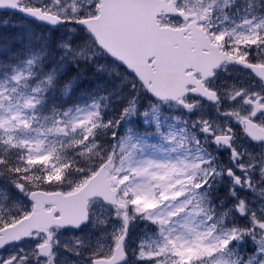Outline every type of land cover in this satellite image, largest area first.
<instances>
[{
	"label": "snow or ice",
	"instance_id": "1",
	"mask_svg": "<svg viewBox=\"0 0 264 264\" xmlns=\"http://www.w3.org/2000/svg\"><path fill=\"white\" fill-rule=\"evenodd\" d=\"M56 2L59 4V0H56ZM18 10L24 12L25 15L35 17L36 19L52 25L70 22L75 23L82 30L87 28V25L84 23L86 13L81 6L75 3L71 6L70 13L62 10L61 14H57L51 11L26 9L23 7H20ZM257 27H259V25H257ZM214 36L215 39H222L223 41L228 39L231 33H217L214 34ZM240 39L247 40L250 44L256 46V59H249L251 53H245L237 58L232 56L230 52L221 49L211 57L210 68L203 73V76L205 79L215 76V70L224 63L225 60L235 61L250 69L255 77L259 79L262 90H264V59L260 57V53L264 52V36H262L260 32L246 33L241 34ZM81 54L82 53H76L77 56ZM33 63V59L27 61L28 65ZM130 74L133 76L135 75V73ZM24 75L25 74L22 72H17L11 77V80L19 83ZM27 75H31V72H28ZM45 80L49 85L52 83L51 76L45 77ZM197 83L199 84L200 82L197 81ZM40 90L39 87L33 89L34 92H39ZM198 90L199 89H197V91ZM13 91H15V88ZM204 95L213 102H218L220 100L218 90L215 89H205ZM5 99L11 101V97L5 96L3 92H0V101ZM229 99L233 103L239 101L244 104L248 110L247 112L241 113L237 108L234 111L228 112L227 115L233 116L234 119L238 121L240 129L248 135L252 141L264 147V95L245 88H239ZM180 103L182 107H185L189 111H193L198 101L190 103L180 101ZM0 107H3L2 103H0ZM11 107L13 106H10L8 109L9 111ZM30 107H34L33 98L25 97L24 104L18 107L11 117L5 118L0 116V143L10 144L12 147L31 146L30 141L21 140L17 143L12 136L7 135L10 131L20 126H30L28 121H24L20 118L23 109ZM128 113L129 108L124 107L123 114L126 115ZM65 115H67V113H65ZM86 115L90 120L94 119V114L87 113ZM95 115H98V113ZM144 115H147V113H144ZM13 119L17 121L15 125L11 124V120ZM203 123L206 125L203 131L211 132V125L207 124V122ZM249 124L256 125L257 127H249ZM93 127H95V124H93ZM57 130L63 131L62 128ZM157 131H159V123H157ZM227 131L231 132L232 128H229ZM5 136H7V139H5ZM113 138H115V134H113ZM131 139L132 137L130 136L121 137L120 139V149L125 153V155L120 158V165L115 164V153L106 155L94 168L78 169V171L83 174L82 178L73 184L67 191H54L46 187L48 185L60 184L63 182L60 177L53 176L52 170H47L46 174H41L39 176L28 174L31 171L30 166L34 159L31 152L27 157L23 155L19 157V159H26L27 161L26 166L23 167L20 165H13L5 156H0V166H4L10 174L15 176L11 181V185L27 196L28 200L31 201L26 210L20 212L18 215L10 216L6 220L0 218V264H29V260L33 258L38 261V264H53V257L56 253L53 251V244L51 241L57 234L53 229H79L91 222L90 201L96 196L111 207L115 214V218L120 221L121 226L119 234L113 236V247L110 253L103 256V258H101L102 254L96 253V258L92 259L90 264H126L128 258L127 241L132 223L136 220L137 214H140L144 219L151 221L153 224L159 225V234L163 241L162 243H157L155 249L149 247L147 251H145L143 244H141L136 256L140 264H169L171 258L168 256V253L170 252L173 255L181 257L179 260L171 261V264H193L191 259L185 260L181 255V250L178 245L180 237H176L175 239L172 238V229L167 228V225L170 223L171 217L177 215L179 211L184 210V208L191 204L192 197L189 193L205 192L206 186L209 185V177L207 175L198 177L196 172L192 171V175L189 177V185H181L179 188L174 184L171 186L175 193V196L172 198L179 199L184 208H177L167 212L166 215H161L162 205L160 200L157 199L156 206L153 209H141L136 204V198L140 195L151 196L152 191L148 183L144 181L137 182V178L150 168L154 162L152 160L134 162L132 160V153L127 151ZM232 139V136L227 134L215 135V140L217 142L223 141L224 144L229 146L235 158L239 153L233 146ZM77 143L80 144L81 147L87 149V145L83 140ZM40 144H42V142H37V146ZM92 147H95V144H93ZM133 147H135V145H133ZM7 151L8 150L5 149V153H7ZM48 155L51 156L52 153L50 152ZM69 166L70 165L67 164L63 165V167L59 169L61 174H63L64 169ZM237 166L240 169H245L246 167L244 163L239 162ZM158 167H164L165 172L163 174L167 175L169 171L187 173L189 170L199 169L200 164L193 162L181 169H175V167L168 169L167 166L164 165H158ZM247 168L251 169L253 172L259 169L261 173H264V157L260 160H256L255 157H253L248 162ZM213 171L215 170L213 169ZM227 172L228 176L233 179L235 184L241 183L242 176L235 174L231 167L228 168ZM244 182L247 183L249 187L254 188L251 174H248V179ZM26 188L28 191H25ZM232 195L235 196L236 192L232 191ZM5 198H7V195ZM169 198L167 190L162 192L160 199L167 201ZM154 199L156 198L154 197ZM46 204L49 206L45 207ZM196 207L199 208V205H196ZM235 208L242 218L248 215L246 202L244 200H240L235 205ZM199 210L201 212L204 211L203 208ZM205 215L208 222L214 221L215 217L213 215H208L207 213H205ZM251 224V228L244 227L238 229L233 227L223 230L221 236H214L213 233L215 232L216 224L211 223L207 232H197L196 234L195 244L206 250L199 252L195 259L200 261L201 264H253L254 261L256 264H264V240L256 241L257 248L249 258L245 259L239 257L238 259H230L236 252L233 245L237 244L239 240L244 239L245 236H251L252 239L255 240V233L257 231L264 233V218L258 217L255 212L251 213ZM41 233L44 235L42 236ZM23 241H27L32 245L30 255L26 254L23 247H20L16 252L9 250L13 245ZM208 241L211 242L209 243ZM183 243L187 245V242ZM226 253L227 255H225ZM76 254L80 255L79 251H77Z\"/></svg>",
	"mask_w": 264,
	"mask_h": 264
},
{
	"label": "rangeland",
	"instance_id": "2",
	"mask_svg": "<svg viewBox=\"0 0 264 264\" xmlns=\"http://www.w3.org/2000/svg\"><path fill=\"white\" fill-rule=\"evenodd\" d=\"M73 3L81 6L83 8V11L87 12V10L90 11L89 5L92 6L95 1L59 0V4H57L56 0H23V4L26 6L33 8L38 7L44 11H51L57 14H61L62 10L70 13ZM71 24L72 23L69 22V26L65 27L64 31H69L70 28H73V25ZM221 30V34H223L224 32L231 33V36L229 38H232V40L237 44L245 41L240 39V35L245 34L243 32H238L236 30H233V28L229 29L230 31H225L223 30V28ZM255 32L256 31H254L253 33ZM79 53H83V51ZM34 64L35 61L31 65H28L26 62L24 65L16 68L13 74H11L10 76H7V74L4 73L3 77L0 78V92H3L5 96L11 97V101L7 99L0 101V103L3 104V107H0V116H3L5 118L11 117L13 113L16 112L17 108L21 107L24 104L25 97L33 98L34 107L23 109L22 115L20 117L22 120L28 121L30 126H20L15 130L10 131L7 135L12 136L14 141L17 143L21 140L30 141L31 146L24 148L27 149L26 157L30 152L33 154L34 159L31 165L33 166L35 164V167L38 168L41 173H45L47 170H52L53 174H58L59 176L61 173L59 169L63 167V165L75 163L59 162L58 159L53 158V155H55V151L59 146L75 147L77 143L76 141H74V139L70 138L69 134L72 132L74 133L76 130L78 132L79 130L82 131L83 127H85L83 134L86 132L89 133L93 127H87H89L90 124L93 125L96 122L97 117L94 116V119L90 120L86 115L87 113H92L95 115V111H93V107H90V105L80 110L65 112L63 111L61 117H58L56 115H51V117H44L43 115H40V97L38 95L39 92H34L33 89L36 87H40L41 84L38 83L37 85H34L31 81H34V79H36L37 77H39L38 80L43 79L45 76H38L41 74V72L40 70L35 71ZM17 72H22L25 74L19 83L11 80V77ZM28 72H31V75H27ZM14 88L15 91H13ZM133 90L136 93L135 100L133 101V106H135L138 103V99L142 98V95L139 94L141 93L142 87H136ZM235 91L236 90H233V92L230 91L223 94L224 98L229 99V97L232 96ZM235 103H233L232 101L230 103L226 102V104L222 107L221 113L223 117L220 118L222 127L228 126L227 123L230 122V120H234V117L227 115V113L238 108ZM91 105L95 106V104ZM165 105L166 104H150L149 106L151 107V109L147 111L144 110L142 113L144 123L148 126H152L153 132L149 131L145 135H141V133L139 132H132L129 128H126L125 134L122 136L132 137V139L129 141L127 151L132 153V160L134 162H143L147 160H152L154 162L150 168H148L137 178V182L144 181L151 186L152 195L138 196L136 198V204L141 209H153L156 206L157 199H159L162 205L161 215H166L167 212L177 208H184L182 202L179 199L172 198L175 196V193L172 190L171 186L174 184L177 188H179L181 185H189V177L192 175V173H190V170L189 173L169 171L167 175H164L163 173L165 172V168L158 167V165L167 166L168 169H172L173 167H175V169H181L187 166H184V163H192L191 159H199L200 172H197L196 175L198 176L201 174L203 176L207 175L209 177L212 173V168H210V172H208L209 169L201 168L202 163L208 164L210 162L208 160L206 152L203 149L200 150V145H196L198 152H192L193 146H188L189 142L187 136L185 135L186 126L181 123L182 119L180 118V116L178 115L175 118L172 116H164L162 110ZM10 106L13 107H11V110L9 111L8 109L10 108ZM167 107L171 108V105H167ZM215 108L217 110L219 109V107ZM173 109L176 110L175 107H173ZM187 111L188 109L185 108L184 112L186 113V117L188 115ZM205 111L211 112L213 111V109L212 107L210 108L207 106L205 107ZM134 112L135 110L133 111L132 109L131 113ZM65 113H67V115H65ZM144 113H147V115H144ZM170 114L174 115V113ZM217 119L218 116H215L212 119L209 118L208 124L214 125V129L216 131L215 132L212 129L214 133L223 135L225 134V131H223L218 126ZM200 120L202 122L201 126L203 130V128L205 127V124L203 122H206L207 118L203 116L200 117ZM16 123L17 121L15 119L11 120V124L15 125ZM157 123H159V131H157ZM61 128L63 129L62 132L57 130ZM5 139H7V136H5ZM37 142H42V144L37 146ZM3 144L5 145V143ZM133 145H135V147H133ZM182 145L186 149H183ZM8 146L12 147L10 144H8ZM118 146L117 159L119 158V161L117 165H120V158L124 156L125 153L120 149V141L118 143ZM234 147L237 149L239 155L234 158L229 148V153H231L230 165L235 174L242 176V180L240 184H235L233 182V179L228 176L231 179L230 182H228V190L229 193H231L230 197L232 198V201H234L233 207H226L225 212H211V202H209V200H207V197L205 196V193L208 192L207 190H209L210 187L206 186L204 193H189V195L192 197L191 204L184 208V210L179 211L177 215L171 217L170 223L167 225V228L172 229V238L175 239L176 237H180L178 245L181 250V255L185 258V260L191 259L193 261V264H201V262L197 261L195 257L199 252H203L206 250L195 244L197 232L205 233L208 231L211 223H215L216 229L213 235L221 236L223 230L233 228V226H230V224L225 229L221 228V224L223 223L222 221L226 220L228 215H234L233 220L236 221L234 227L238 229L242 228V223L246 224L245 226L249 228L252 227V212H255L258 217L264 218V173H261L259 169H256L253 172L251 169L247 168L248 162L253 157H255L256 160H260L262 157H264V152L260 156V148L253 147L252 144ZM81 151L82 157L86 159L89 153H93L94 148L92 146H88L87 149H82ZM184 151H187L188 153H185ZM50 152L52 153L51 156L48 155V153ZM56 152L57 154L55 157L57 158L60 155V152ZM241 158H245L247 159V161L244 162V160H241ZM184 160L188 161L184 162ZM25 162L27 163L26 159ZM238 162L244 163L246 165L245 169H240L237 166ZM216 173L217 175L222 174L223 170L217 171ZM63 174L69 176L66 171H64ZM248 174H251L254 188L249 187L248 184L244 182L246 179H248ZM223 181L224 179L222 178V182ZM165 190H167V195L170 197L169 199H167V201L160 199L162 192H164ZM232 191L236 192L235 196L232 195ZM154 197L156 199H154ZM240 200H244L247 206L248 215L244 216L243 218L235 208V205ZM196 205H199V208H197ZM7 208L8 206L5 204V202H2L0 204V218L8 212ZM200 208H203L204 211L201 212L199 210ZM103 212H105V210ZM205 213H207L208 215H213L215 217L214 221L208 222L206 220ZM94 216L98 221L101 219L99 212H97V216L96 214ZM137 218L142 228V231L137 238L138 245L136 243L137 246H135L130 239V247L135 251L136 256L139 252L141 244H143L145 251H147L149 247L155 249L157 243L163 242L162 237L159 234V230H152L148 228L147 225L154 226L151 221L144 219L140 214H137ZM113 222L110 224L105 223L104 221V227L101 229L98 228V225L94 224L93 227L95 230L91 231L87 228L85 229V231L87 232L79 233V235L75 237H69V235H67L66 237H62L63 242L60 238H57L55 242L56 255L53 257V264L56 262L57 258H60L58 254L63 245L73 252L79 251L80 254H84L85 263H88L91 258H96V253L102 254L101 257L104 256L103 254H109L113 247V236L119 234V229L121 226L118 219V224ZM255 237L256 239L253 240L251 236H245L244 239L239 240L237 244H234L233 247L236 249V252L232 257H230V259H238L239 257H243L245 259L249 258V256L253 252H255L257 248L256 241L264 240L263 233H260L259 231L255 233ZM183 242H187V245H185ZM208 242L210 243L211 241ZM81 244L84 247V251L80 249ZM86 246H89V248H85ZM246 248L249 249L245 251ZM250 248L254 249V251L250 252ZM129 250L131 252H134L131 249ZM225 255H227V253ZM136 256L134 259L131 256L127 258L128 261L126 264H135L133 262H137ZM168 256L171 258L169 264H171V261L179 260L181 258L180 256L173 255L171 252L168 253ZM65 262V264H73L66 260ZM253 264H256V262L254 261Z\"/></svg>",
	"mask_w": 264,
	"mask_h": 264
},
{
	"label": "trees",
	"instance_id": "3",
	"mask_svg": "<svg viewBox=\"0 0 264 264\" xmlns=\"http://www.w3.org/2000/svg\"><path fill=\"white\" fill-rule=\"evenodd\" d=\"M89 39L84 29L75 27L70 32H66L62 27L54 29L34 23L16 13H0V78L4 73L10 76L27 60L34 59L35 71L41 72L38 76L52 77L50 85L45 78L41 80L48 85L46 90L45 85L41 84V88L44 89L39 91V107L43 116L52 113L59 117L63 111L83 108L99 100L100 108L94 123L96 127L90 124L87 128L91 126L93 128L89 133L83 134L85 130L83 127L82 131L76 130L73 134L79 141L83 140L86 145L95 144V151L88 154L85 159L80 154H76L73 149L59 146L56 151L60 152V155L57 158L54 156L59 162L75 163L67 164L70 166L64 169L67 174L74 177H82V173H76L78 169L94 168L103 157L110 154L114 142L113 124L120 122L124 115V107L131 109L134 94L130 90V84L132 82L134 85L137 84L133 75L128 74L125 69L114 66L111 60L108 63V59L95 49ZM82 51L80 56L76 55ZM104 63L108 65L105 67ZM110 65H113L116 70L108 69ZM123 76H126L124 79L131 83L125 81L124 86L121 83V87L118 85L117 89L114 88L113 85L117 84L119 79L123 80ZM38 78L31 81L32 84L40 83ZM146 98H142L144 100L142 102L150 101L148 96ZM137 105L139 110L144 106L140 102ZM11 149L8 152L11 155L5 156V150L1 148L0 156H5L13 165L26 166L25 160L19 159L20 155L26 154L25 148ZM30 168V173H34L32 176L46 174V172L41 173L35 165ZM14 178L15 176L10 174L4 166H0V184L11 185ZM46 187L54 190L57 184Z\"/></svg>",
	"mask_w": 264,
	"mask_h": 264
},
{
	"label": "water",
	"instance_id": "4",
	"mask_svg": "<svg viewBox=\"0 0 264 264\" xmlns=\"http://www.w3.org/2000/svg\"><path fill=\"white\" fill-rule=\"evenodd\" d=\"M103 1L105 5L99 17L84 19L86 29L95 36L99 47L106 49L112 58L135 73L152 98L176 101L187 95L188 85H195L199 90L193 93L211 101L204 95L207 88H204L202 80L186 73L188 68L200 72L205 70L207 58L200 52L203 45L195 47L184 37L183 31L161 27L157 21L163 11L172 14L174 9L164 0ZM17 2L0 0V10L18 12L45 25H58L25 15L18 10ZM193 47L195 49L191 51Z\"/></svg>",
	"mask_w": 264,
	"mask_h": 264
},
{
	"label": "flooded vegetation",
	"instance_id": "5",
	"mask_svg": "<svg viewBox=\"0 0 264 264\" xmlns=\"http://www.w3.org/2000/svg\"><path fill=\"white\" fill-rule=\"evenodd\" d=\"M98 1V9L101 5V0ZM168 5L172 4L181 13L185 14L184 17L176 15H166L162 14L158 21L165 26L182 29L188 37V41L195 44L208 45L202 48V53L208 55L205 62V71L209 70L211 65V57L215 55V47L217 46L219 51L230 52L232 56L239 58L245 53H251L249 57L250 60H255L257 57V48L255 45L250 44L247 40L242 41L237 44L232 38L226 40L215 39L214 34L220 33L221 29L225 31H230L233 28L238 32L243 33H253L254 31L260 32L264 36V0H167ZM259 25V27H257ZM204 32L206 37H201L200 33L194 34V30ZM242 40V39H241ZM260 57L264 59V52L260 53ZM215 76H213L210 81L206 82V86L211 89L218 90L219 92H230L237 90L239 88H249L248 90L252 92H259L264 95V90H262L261 82L256 78L249 70L242 68L235 61L225 60L216 70ZM190 73H196L195 77H202L203 73L200 71L189 70ZM237 73L241 75L237 84H233V88L230 85L229 78L231 74ZM247 84V85H245ZM193 89V88H190ZM191 98H193L191 96ZM224 99L222 100V103ZM228 103L231 100L227 99ZM221 103V104H222ZM241 113L247 112V107L237 101L235 103ZM211 125V124H210ZM228 126L222 127L225 134L232 136L233 146H242L247 144H252L253 147H259L260 151L264 152V147L259 144L252 143L247 135L238 126L237 120H230L227 123ZM214 125H211V129ZM232 128L231 132L227 130ZM215 130V129H213ZM207 136L211 139L215 137L216 133L214 131L206 132ZM224 135V134H223ZM214 141V142H213ZM210 143L212 145V156L214 158L217 170L212 173L209 178V183H215L212 190H223L226 188L225 183L222 182L223 176L228 174V162L230 160L229 156V146L224 144L223 141L217 142L215 138ZM219 151V154H218ZM231 152V149H230ZM222 174L217 175V171H222ZM220 198H216V201ZM27 242V241H23ZM21 243L13 245L9 250L16 252L20 247ZM23 247V246H22ZM25 249V247H23ZM32 249V245L29 246L25 251L29 252Z\"/></svg>",
	"mask_w": 264,
	"mask_h": 264
}]
</instances>
